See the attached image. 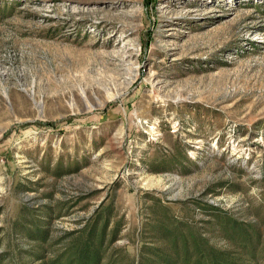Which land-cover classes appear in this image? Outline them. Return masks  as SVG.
<instances>
[{
	"label": "rangeland",
	"instance_id": "374dc122",
	"mask_svg": "<svg viewBox=\"0 0 264 264\" xmlns=\"http://www.w3.org/2000/svg\"><path fill=\"white\" fill-rule=\"evenodd\" d=\"M0 264H264V0H0Z\"/></svg>",
	"mask_w": 264,
	"mask_h": 264
}]
</instances>
